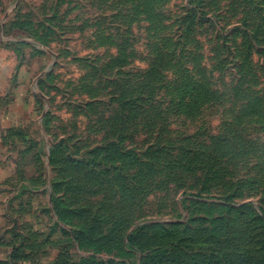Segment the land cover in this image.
<instances>
[{"label":"rangeland","instance_id":"rangeland-1","mask_svg":"<svg viewBox=\"0 0 264 264\" xmlns=\"http://www.w3.org/2000/svg\"><path fill=\"white\" fill-rule=\"evenodd\" d=\"M136 1L0 0V264H264V0Z\"/></svg>","mask_w":264,"mask_h":264},{"label":"crops","instance_id":"crops-1","mask_svg":"<svg viewBox=\"0 0 264 264\" xmlns=\"http://www.w3.org/2000/svg\"><path fill=\"white\" fill-rule=\"evenodd\" d=\"M2 124L4 123L2 119ZM5 135L0 133V150L3 149L4 141H6ZM4 170H2V167H0V175L4 173ZM4 179H0V194L4 192ZM7 184H5L6 186ZM6 217V212L3 214L2 209H0V224L3 222L4 218ZM2 229V226H0V230ZM1 232V231H0ZM5 234L0 233V262H7L12 261V257L15 253V246L11 244V242H7L5 240Z\"/></svg>","mask_w":264,"mask_h":264},{"label":"trees","instance_id":"trees-1","mask_svg":"<svg viewBox=\"0 0 264 264\" xmlns=\"http://www.w3.org/2000/svg\"><path fill=\"white\" fill-rule=\"evenodd\" d=\"M141 1H144V4H143V6L142 7H144V6H148L149 7V11H148V13L147 14H142V15H145V17H146V20H147V23H152V22H154V19H155V16H154V14H155V12L154 11H152L151 12V5L148 3L147 5H145V0H139V1H136V5L138 6V4L141 2ZM207 5H208V2H207ZM150 23V24H151ZM152 27H156L155 25H153L152 24ZM148 29H150L149 28V25H148ZM159 49H160V47H159ZM162 50V49H161ZM162 54H163V52H162ZM166 54V55H165ZM164 55L166 56V59L167 60H169V58H170V56H171V54H170V52H169V46H167L166 48H165V52H164ZM142 82V81H141ZM145 83H149V81H144ZM126 85V81L124 82V86ZM112 93H114V92H112ZM142 95V99H137V100H135V101H149L150 103H152L150 100H151V97H150V99L148 98L149 96H151V95H149V94H147V92H145L144 94H141ZM116 96V97H115ZM112 97H114V98H116V99H118L119 97H120V95L119 94H112ZM121 106H128V105H130L131 103L130 102H128V101H125V102H123V101H120L119 100V102H118ZM134 112H136L134 109L132 110H130L129 112H128V114L126 115V117L127 118H132V115L134 114ZM134 118V117H133ZM125 122L124 123H128L125 119H123ZM119 122H121V121H119ZM122 123V122H121ZM123 125H126V124H123ZM156 137V136H155ZM163 143V142H162ZM171 143H169V144H167V143H163V144H161L160 142H157V140L153 143V145H155V146H157L158 148H160V147H162V146H167V145H170Z\"/></svg>","mask_w":264,"mask_h":264}]
</instances>
